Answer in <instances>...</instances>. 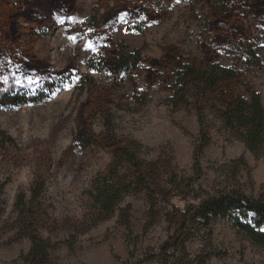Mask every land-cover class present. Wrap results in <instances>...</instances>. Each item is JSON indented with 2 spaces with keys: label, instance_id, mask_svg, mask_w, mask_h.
<instances>
[{
  "label": "rangeland",
  "instance_id": "1",
  "mask_svg": "<svg viewBox=\"0 0 264 264\" xmlns=\"http://www.w3.org/2000/svg\"><path fill=\"white\" fill-rule=\"evenodd\" d=\"M122 50L138 59L118 75L98 62ZM179 61L237 73L218 105L254 91L264 108V0H0V96L27 98L0 103V264H26L21 196L48 264H128L130 233L135 254L159 246L171 232L165 215L193 202L180 183L193 176L201 127L208 141L196 190H209L214 169L242 154L244 190L264 193V150L249 151L210 105L199 117L192 92L186 103L177 99ZM80 128L96 140L85 146ZM124 146L147 173L127 163ZM124 185L107 212L100 194ZM188 248L215 251L208 264H264V247L225 219Z\"/></svg>",
  "mask_w": 264,
  "mask_h": 264
},
{
  "label": "trees",
  "instance_id": "2",
  "mask_svg": "<svg viewBox=\"0 0 264 264\" xmlns=\"http://www.w3.org/2000/svg\"><path fill=\"white\" fill-rule=\"evenodd\" d=\"M238 46L246 57L252 56V51L246 44ZM137 59L136 53L132 54L122 50L119 56L107 55L98 62H101L102 67L113 75H118L121 69L132 65ZM236 77L237 73L234 70L222 68L216 64L202 68L194 62L179 61L176 63V70L172 76V84L179 101L188 102L192 92L196 99L195 104H197L199 117L203 116L204 104L210 105L211 112L219 118L224 129L231 132L237 140H241L254 155L259 156L264 150V108L258 93L250 92L249 98L223 97L219 100L222 105L215 103L217 95L224 96V87ZM44 89L45 98L53 94V86L48 84ZM209 94L213 99L208 98ZM5 98L10 99V104L15 106L27 101L26 97L19 94L12 95V97L3 95L0 96L1 104H4ZM32 100L37 101L35 98ZM200 133L201 137L195 147L193 157L195 163L193 176L180 183L186 198L192 199L193 202L186 203L181 211L174 209L165 215V222L171 228V232L167 239L157 247H147L139 254H135L137 239L132 238L130 233L128 239L134 250L130 253L131 258L128 264H208L213 255L217 253L205 249L191 252L188 243L196 240L202 230L209 233L212 224L218 219L230 221L237 233L246 236L253 245L264 247V193L252 196L244 190L239 175L242 169L247 168V162L242 154L214 169L215 178L209 190H196L195 184L203 175L200 158L204 154V147L208 141L204 128L201 127ZM78 134L79 140L85 146L96 140L93 133L82 128L79 129ZM122 157L128 164L135 167L134 170L140 176L147 173L149 166L138 158L136 159L133 150L129 147H123ZM172 178L171 183L175 184L177 178L175 176ZM140 179L144 183V179ZM110 187L107 192L100 194V196L104 194V200H107L103 205L107 212L112 211L113 203L121 197L123 190L127 189L125 185L123 189L121 188L122 190L119 187ZM20 202L19 227L22 232L18 234V237L27 236L31 241V247L24 255L25 263L48 264L46 243L30 232L34 214L29 212V207L22 196Z\"/></svg>",
  "mask_w": 264,
  "mask_h": 264
}]
</instances>
